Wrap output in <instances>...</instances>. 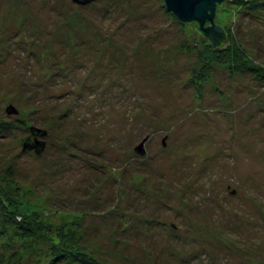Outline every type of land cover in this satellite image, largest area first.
<instances>
[{
  "label": "rangeland",
  "instance_id": "obj_1",
  "mask_svg": "<svg viewBox=\"0 0 264 264\" xmlns=\"http://www.w3.org/2000/svg\"><path fill=\"white\" fill-rule=\"evenodd\" d=\"M216 14L0 0V264H264V0Z\"/></svg>",
  "mask_w": 264,
  "mask_h": 264
},
{
  "label": "water",
  "instance_id": "obj_2",
  "mask_svg": "<svg viewBox=\"0 0 264 264\" xmlns=\"http://www.w3.org/2000/svg\"><path fill=\"white\" fill-rule=\"evenodd\" d=\"M74 4L87 5L96 0H71ZM225 0H164L165 8L170 12L176 20L181 24H188L195 22L200 26V30L203 31L204 37L213 46H218L223 39H226L225 31L217 26L213 25L207 30H203V26L206 22H212L217 5H220ZM228 41L224 42L225 44ZM6 113L16 114L13 107H8ZM46 131L38 128H30V136L23 145L24 150H34L36 154H40L44 149V142L38 140V138L44 137ZM164 142V141H163ZM144 142L134 149V152L140 156L144 155ZM164 145V143H163Z\"/></svg>",
  "mask_w": 264,
  "mask_h": 264
},
{
  "label": "trees",
  "instance_id": "obj_3",
  "mask_svg": "<svg viewBox=\"0 0 264 264\" xmlns=\"http://www.w3.org/2000/svg\"><path fill=\"white\" fill-rule=\"evenodd\" d=\"M228 0H225L223 3H221L220 5H217V7H216V13H217V11L219 12L221 9H223V6H224V4L227 2ZM262 4L263 3H259V2H253V3H251L249 6H247V9L249 10V11H253V10H256V9H258L260 6H262ZM215 13V17H214V19H213V21L212 22H206L205 23V25L203 26V30H207V28H209V27H211V26H213V25H217V24H215V20H216V17H217V14ZM183 25H187V26H191L193 29H194V31L200 36V37H203V38H205L204 37V34H203V31L202 30H200V26L197 24V23H195V22H191V23H188V24H183ZM218 26V25H217ZM225 31V30H224ZM227 32L225 31V35H226V38H227ZM226 40L227 39H223L222 41H221V43L218 45V46H213L212 45V43H210L209 42V46H210V48H212V51H218L219 53H220V55H224L226 52H227V58L228 59H235V57H237L234 53H230V51L227 49V46H226V44L224 43V42H226ZM228 50V51H227ZM30 131V130H29ZM30 134V133H29ZM76 250H79L78 251V254H80V255H82L81 257V259H83V261H81V260H79L80 261V264H88L87 262H89L88 261V258H86L84 255H83V251H80V248L78 247ZM70 251V250H69ZM77 262H78V260H77ZM90 262H93V261H90ZM94 263V262H93ZM94 264H96V263H94Z\"/></svg>",
  "mask_w": 264,
  "mask_h": 264
}]
</instances>
